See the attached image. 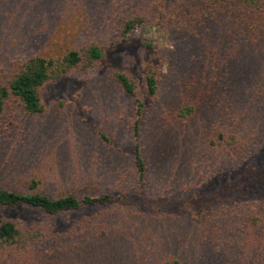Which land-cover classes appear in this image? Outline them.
<instances>
[{
	"label": "trees",
	"instance_id": "1",
	"mask_svg": "<svg viewBox=\"0 0 264 264\" xmlns=\"http://www.w3.org/2000/svg\"><path fill=\"white\" fill-rule=\"evenodd\" d=\"M83 2L101 13L97 24L107 23L104 34L58 56H32L0 66V122L7 113L12 118L44 115L50 85L89 74L112 47L141 30L172 45L192 46L201 55L205 88L199 96L209 110L205 118L211 120L208 133L191 154L190 172L195 170L185 189L197 190L186 199L193 214H145L137 207L138 221L130 220L124 195H96L100 180L89 181L83 194L60 197L45 194L35 179L26 191L0 186L2 210H40L48 221L82 215L62 230L50 222L0 218V264H39L40 259L49 264H264V0ZM241 60L253 66L245 76L249 84L238 82ZM170 63L164 59L146 76L149 104L159 102L161 75ZM112 77L125 94L137 98L127 74L114 72ZM137 101L131 157L138 182L145 186L154 170L142 142L146 105ZM204 106L185 102L175 117L180 124H189ZM227 173L233 179L224 178V183L231 187L203 188L215 179L221 182ZM143 220L163 230L157 239L137 233Z\"/></svg>",
	"mask_w": 264,
	"mask_h": 264
},
{
	"label": "rangeland",
	"instance_id": "2",
	"mask_svg": "<svg viewBox=\"0 0 264 264\" xmlns=\"http://www.w3.org/2000/svg\"><path fill=\"white\" fill-rule=\"evenodd\" d=\"M98 17L102 18L101 13L83 0H0V66L8 67L15 60L32 56H58L81 42L93 40L104 34L103 27H107V23L97 24ZM117 47H112L102 64L89 74L73 75L50 85L44 96V115H5L0 122V186L26 191L35 179L45 194L60 197L83 194L89 181L100 180L96 195H124V210L130 220L138 221L137 207L145 214L191 215L193 210L186 199L197 190L185 188L195 170L192 167L190 172L192 152L208 133L211 121L205 118L209 110L199 96L201 88H205L201 55L192 46L172 45L158 34L144 30ZM164 59L171 63L161 75L160 100L149 104L145 99L146 76L157 70ZM250 66L253 67L239 62V84L248 83L245 76L249 77ZM114 72L130 77L137 98L121 90L112 77ZM137 99L146 105L142 142L154 170L145 186L138 182L131 157ZM185 102L204 106L199 117L186 125L175 117ZM221 178V182L215 183V179L203 188L231 187L224 183V178L233 179L231 173ZM81 216L63 215L48 221L40 210L0 209V218L50 222L58 230L75 224ZM120 222L125 223V219ZM137 226V233L151 240L163 232L146 220ZM45 262L46 259H40L39 264H49Z\"/></svg>",
	"mask_w": 264,
	"mask_h": 264
}]
</instances>
